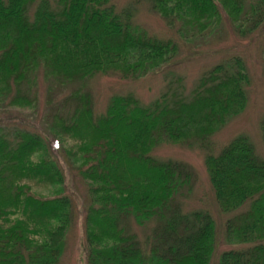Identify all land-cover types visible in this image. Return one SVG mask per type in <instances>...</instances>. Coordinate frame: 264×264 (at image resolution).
<instances>
[{
	"label": "trees",
	"instance_id": "trees-1",
	"mask_svg": "<svg viewBox=\"0 0 264 264\" xmlns=\"http://www.w3.org/2000/svg\"><path fill=\"white\" fill-rule=\"evenodd\" d=\"M112 1L0 0V106L36 113L39 70L50 106L43 115L50 138L45 131L0 128V264L60 263L73 212L53 157L57 148L87 189V264H209L214 220L182 209L193 170L152 156L162 144L194 142L208 152L204 164L220 211L248 204L225 222V239L250 247L223 252L218 264H264V159L244 135L216 155L209 150L216 131L246 107L244 60L233 56L209 68L188 97L178 78L148 105L131 94L113 95L94 116L91 78L144 77L178 53L171 39L136 26L134 8L118 10ZM144 1L184 40L216 33L221 12L242 38L264 25V0ZM260 131L264 144V118ZM131 221L154 224L145 243Z\"/></svg>",
	"mask_w": 264,
	"mask_h": 264
},
{
	"label": "rangeland",
	"instance_id": "rangeland-1",
	"mask_svg": "<svg viewBox=\"0 0 264 264\" xmlns=\"http://www.w3.org/2000/svg\"><path fill=\"white\" fill-rule=\"evenodd\" d=\"M116 8H134V23L150 36L171 39L178 45L175 58L161 69L137 79H122L117 73L96 75L87 82V89L93 97V113H104L113 95L131 94L141 104L148 105L166 91L169 83L181 79L183 94L188 97L199 76L218 63L233 56L241 57L246 65L250 84L245 88L247 104L242 113L232 118L210 138V153L216 155L232 139L239 135L249 138L258 156L264 159V144L260 123L264 118V25L248 37H239L233 30L224 12H221L219 29L204 33L195 39L184 40L176 30L170 29L156 14L152 13L144 0H113ZM38 108L36 113L21 112L18 109L0 106V128L11 132L14 128L25 129L44 135L43 115L50 106L47 104L48 83L43 73L37 74ZM70 89L52 98L53 104L67 96ZM47 138L50 135L45 131ZM207 151L200 143L162 144L152 153L159 161H180L191 167L194 182L191 190L181 198L184 212H208L215 224V246L209 264H218L220 255L229 250H245L249 244L228 243L225 239V222L246 210L248 204L239 210L222 213L215 201L204 164ZM64 176V192L72 203L73 221L67 234L65 249L59 264H87L84 251V219L88 208L87 189L84 182L67 165L60 148L53 153ZM132 231L140 242L145 243L154 224L139 227L130 222Z\"/></svg>",
	"mask_w": 264,
	"mask_h": 264
}]
</instances>
